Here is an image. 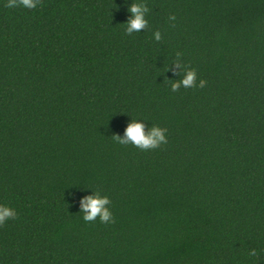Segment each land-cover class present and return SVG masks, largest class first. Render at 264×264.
<instances>
[{
    "label": "trees",
    "instance_id": "1",
    "mask_svg": "<svg viewBox=\"0 0 264 264\" xmlns=\"http://www.w3.org/2000/svg\"><path fill=\"white\" fill-rule=\"evenodd\" d=\"M143 2L126 33L127 0H0V264H264V0ZM131 116L166 142L119 144Z\"/></svg>",
    "mask_w": 264,
    "mask_h": 264
},
{
    "label": "clouds",
    "instance_id": "2",
    "mask_svg": "<svg viewBox=\"0 0 264 264\" xmlns=\"http://www.w3.org/2000/svg\"><path fill=\"white\" fill-rule=\"evenodd\" d=\"M39 0H7L6 6L8 8H14L19 4L20 6L33 9L37 6ZM126 10L129 13L124 21V31L126 33L138 32L140 29H144L148 23L146 14L148 13V7L143 0H127ZM169 19H174L173 16H169ZM154 40H160L161 35L159 30L152 33ZM177 59L174 60L178 71V79H170V89L175 91L179 87L190 88L194 85L202 87L205 81L201 78L197 80L196 72L192 68L182 67L179 57L180 52L176 54ZM145 118L141 116H131V119L126 123L122 134L115 135L114 139L122 145L131 144L139 149L148 150L157 148L160 144L166 142L165 132L166 129L158 124L151 123L146 126ZM90 192L85 193L79 197L78 208L81 213V218L85 222L99 220L101 223L112 221V212L108 206L110 201L106 194L92 187ZM71 195V194H69ZM16 216V210L8 204L0 203V223H3L9 218ZM250 256L256 254L255 249H250Z\"/></svg>",
    "mask_w": 264,
    "mask_h": 264
}]
</instances>
